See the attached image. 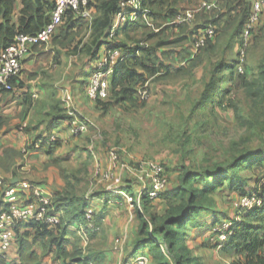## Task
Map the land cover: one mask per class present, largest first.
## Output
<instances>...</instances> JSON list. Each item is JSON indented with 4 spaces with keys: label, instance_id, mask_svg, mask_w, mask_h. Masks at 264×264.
Here are the masks:
<instances>
[{
    "label": "trees",
    "instance_id": "obj_1",
    "mask_svg": "<svg viewBox=\"0 0 264 264\" xmlns=\"http://www.w3.org/2000/svg\"><path fill=\"white\" fill-rule=\"evenodd\" d=\"M121 1L95 0L91 3L96 9V14L87 23L86 29L89 35L86 39L83 37L76 41V37L81 33L79 30L81 24L78 25L77 21L81 18L76 17L72 11H68L59 26L60 29L58 28L59 31L57 30L52 38L54 44L59 47L73 46L71 52L95 60L99 58L100 49L105 45L121 50L122 56L116 62L110 82L108 98H111V101L107 100L108 98H99L95 100L98 106L104 110L119 104L128 107L143 106L145 102H140L139 90L146 87L149 79L174 78L191 74L196 66L202 65L215 51L217 55L219 53L223 57L218 62H214L217 66L204 91L205 102L211 103L213 108L217 107L216 103L223 105L236 86L245 90L246 97V109L233 104L238 123H244L245 132L238 140H232L231 145L220 154L221 157L209 156L208 162L204 165H198L200 162L196 167H182L179 183L172 188L167 185L159 196L168 202L164 214H151L148 211V204L154 200L142 193L143 210L136 208L140 221L139 236L134 241L129 257L138 252L137 254L148 255L150 264H202L189 246L190 231L204 227L203 224L206 222H195L200 214L208 212L217 215L214 210V195L218 191L228 189L232 198L240 200L243 196L251 195L260 199L261 203L242 212L237 211L234 218L224 216V219L219 220L213 217L206 227L214 229L219 236L220 231H217V228L222 222H231L228 230L230 235L221 247H219L220 238L217 239V246L222 253L231 255L230 264H264V57L259 63L258 75L251 76V68L247 64L253 41L264 40L263 28L258 34L260 24L243 61L237 50V44L250 18L252 0H218L216 6L211 9H201L196 13L195 19L197 16L203 22L192 27L189 25L195 19L192 22L177 24L175 23L177 15L193 9L203 1L213 2L212 0H141L143 8L149 10L152 25L140 14L135 21L126 23L115 39L110 41V28L115 15L120 11ZM57 2L58 0H21L22 8L15 20L17 0H0V51L14 42L18 35H34L44 28L51 20ZM82 25L86 26V24ZM209 25L215 27L216 44L212 42V38H207L205 45L196 49V41L201 30ZM155 27L159 30L155 31ZM121 33L124 39L119 40ZM129 41L132 43L130 44ZM36 46L41 45H35L33 49ZM221 46L223 53L217 50ZM235 46L236 57L232 59L229 69L232 76H235V71L240 74L235 77L232 86L229 84L228 87L220 90L221 99L215 100L218 89L216 74L224 64V55ZM182 60L186 62L179 66L165 62L178 63ZM241 64H243V72L239 70ZM14 84L16 87V83ZM247 104L249 110L245 113ZM50 117L54 121L66 119L65 108H58L55 114H50ZM5 124L6 120L0 116V128ZM59 143V140L49 143L48 137H45L42 145L53 158ZM27 148L33 146L28 144ZM20 154L15 149H7L4 152L6 157ZM3 157L2 155L0 157L1 163ZM54 161L56 162V159ZM258 171L260 173L253 176V183H249L252 176L248 173ZM128 190L134 191L129 188ZM94 195L99 198L103 195L107 203L110 196L115 199L120 197L108 191L102 194L97 192ZM53 200L64 210V217L59 225L51 227L42 222H28L22 223L17 229L16 240L19 242L20 264H41L40 255L34 249L36 242H41L47 252H55L57 249L55 253L62 255L64 264H90V257H84L81 249H69L65 238L73 214L83 215L78 221L85 219L84 208L73 205V208L66 209L69 215L66 219L62 201L66 203L69 200L67 192L62 194V191H59ZM145 248L147 251L139 252L140 249Z\"/></svg>",
    "mask_w": 264,
    "mask_h": 264
},
{
    "label": "rangeland",
    "instance_id": "obj_2",
    "mask_svg": "<svg viewBox=\"0 0 264 264\" xmlns=\"http://www.w3.org/2000/svg\"><path fill=\"white\" fill-rule=\"evenodd\" d=\"M212 1L216 2L218 0ZM202 3L194 8L200 7ZM95 14L96 10L93 11V16ZM89 21L81 19L77 21L78 25L81 24L79 26L81 33L76 37V41L83 37L86 39V36L89 35V31L86 29ZM199 22L203 21L196 16L195 21L189 27ZM82 24H86V26L83 27ZM149 24L152 25L151 19ZM262 28L264 29V19L260 23L258 34ZM158 30L159 28L155 27V31ZM118 38L122 40L124 39V35L121 33ZM53 41L51 40L50 45L44 48L48 49V51L44 54L43 59L41 58V63L33 70L41 68L42 76L43 74H50L54 78L53 93L55 94V100H58V98L62 100L63 95L69 92L72 94L74 105L76 106V95L73 93V87H70L69 84L71 85V79H74L73 82L78 85L77 80L80 78L75 73V67L77 68L82 63H85L86 57L84 58L82 54L71 52L70 50L73 46L71 48L59 47ZM212 42L216 44L215 37L212 38ZM179 48L181 49V47ZM217 50L221 53L222 46ZM222 57L223 55L221 56L219 53L217 55L215 51L212 56L206 58V61L202 65L196 66L191 74L174 78L161 77L149 79L146 83V88L149 90V98L144 99L139 95L140 102H145L143 106L128 107L127 105L119 104L113 105L107 110L100 107L99 111L94 113L81 110L76 106L94 124H91L92 126L87 133L74 135L79 138L76 146L81 145L82 150L88 148L86 151L91 160L88 157L84 158V156L82 158L78 157L80 154L78 155L77 152L76 155L70 154L69 149L64 153V155L70 157L67 161L55 162L54 159L58 156L55 152L53 158L50 156L51 161H49L48 165L60 167L64 177L69 181L67 187H60L62 194L67 192L69 199L75 195L89 201L92 197H96L94 194L97 192H105L109 182L104 181V179L101 180V176L97 171L105 174L110 169V165H112V151H115L119 155V158L130 164L133 162V164L137 165V162L146 159L160 162L163 167V174L167 179V185L170 188L179 183L180 172L183 171V166L196 167L200 162L198 165L206 164L209 156L215 155L216 157L217 155V158L221 157L220 154H223L224 150L231 145L232 140H238L245 132L244 123H238L237 113L234 110L233 104L246 109L245 90L238 86L230 92L228 99L223 105L216 103L217 107L213 108L211 103L205 102L206 96H204V91L212 77L215 66H217V63L214 64V62H218ZM224 57V64L221 65L220 70L216 74L218 89L215 94V100L221 99L222 91L220 92V90L226 88V86L228 87L229 84L232 86L235 83V77L240 74V72L237 73L235 71V76H232L229 69L232 59L236 57L234 49L227 52ZM263 57L264 40L253 41L247 61V64L251 68V76L258 75L259 63ZM165 62L179 66L186 61L182 60L178 63ZM25 68L26 63H24L23 70ZM84 93L87 96L86 90H84ZM107 100L111 101V98ZM248 110L249 104H247L245 113ZM31 136L30 140L27 141L28 143L24 146L26 152L28 144L33 146L31 148L33 150L42 149L43 145H41V148H36V144L42 138H35V135ZM90 147L92 149H89ZM7 149L5 148L4 152ZM44 151L46 150L44 149ZM20 153V155H24L23 152ZM74 164H77V166ZM20 169L27 171L35 177H42L44 172L45 174H51L50 169L46 168L45 165H40V169H38V166H30L27 169L25 165H21ZM259 173V171L248 173L249 176H252L249 179V183H253V176ZM27 181L32 182L30 180ZM46 183L48 184V182H40V184L44 185ZM130 183L137 184L135 181H130ZM214 197V210L217 215L204 212L197 217L195 222L202 223L209 219L212 221L213 217L222 220L228 212L231 214L230 218L236 216L237 211H239L237 207L239 200L237 199L235 202L228 189L216 192ZM99 202L102 201H93L92 199L88 208L95 210V206ZM128 202L123 203L126 206L127 215L123 219L118 220V222L121 220L124 223L121 225V227H124L122 233H111L112 230L109 231V227L105 228L106 225L110 226L109 217L106 213L102 214L101 211L95 210L96 216L100 218L95 223V231H92V235H89L88 245L84 246L80 234L76 232L77 230H71L69 248L71 250L81 249L84 257H90V264H124L127 256L131 254L135 239L139 236L140 224L136 210L134 220H131L129 217V210L134 211V206H131ZM62 203L65 207V218L67 219L69 215L67 214L65 202L62 201ZM167 206L168 202L165 198H158L148 204V211L151 214L162 215L165 213ZM148 216L150 217V213H148ZM81 221H76L75 226ZM224 223L222 222L221 225L223 226ZM134 225L137 229H134ZM206 230L202 234L199 233L200 230L197 231L198 237L196 239L191 237L188 239L192 253L199 258L202 264H230L231 255L225 252L222 253L221 249L217 246V239L219 237L217 232L214 229L211 230L210 227ZM5 258H1L0 264L4 260H8Z\"/></svg>",
    "mask_w": 264,
    "mask_h": 264
},
{
    "label": "built area",
    "instance_id": "obj_3",
    "mask_svg": "<svg viewBox=\"0 0 264 264\" xmlns=\"http://www.w3.org/2000/svg\"><path fill=\"white\" fill-rule=\"evenodd\" d=\"M95 0H58L55 9L52 12L50 22L42 28L37 34H20L14 42L0 51V94L12 92L15 87V80L23 72L25 59L33 50L35 45H44L50 43L59 26L63 23L64 17L68 11H72L76 17L91 20L93 18L94 5L91 3ZM216 6V2L203 1L202 5L197 8L188 9L180 12L175 23L182 24L192 22L195 15L201 9L209 10ZM142 14L145 19L150 21L149 10L144 9L141 0H122L120 2V11L117 12L110 28L109 40L112 41L117 36L126 23L135 21ZM264 17V0H252V9L249 21L237 44L238 54L241 60L247 56L254 33ZM201 34L196 41V49L205 45L207 38L215 36V27L209 25L202 29ZM121 50L117 47H107L95 60L93 69L85 83L87 96L91 100L99 98L106 99L110 96V82L114 73L117 60L122 56ZM239 70L243 72V64ZM141 98H149V90L142 87L139 90ZM62 101L67 113V123L74 135H82L89 131L93 122L84 115L75 105L71 93H66ZM92 124V125H91ZM27 122L23 126H27ZM49 143L58 140L57 135L52 133L47 136ZM44 138L38 141L36 148H41ZM24 152L26 150L24 149ZM110 169L104 174L99 173L101 180L109 182L106 191L129 200V204L134 206V211L129 210L131 220L135 218V210H143L142 193H145L150 199L159 198L167 186V179L163 174L162 164L156 160H141L136 164H130L119 158L115 151L111 152ZM135 181L137 186L133 192L129 191L127 184ZM0 192L3 193L4 205L0 208V258L6 257L7 252L14 240L17 239L18 228L22 223L42 222L51 227L61 223L64 217V210L59 207L53 200L54 194L39 182H29L22 180L18 184H13L0 177ZM137 193V194H136ZM27 196L26 201H20V195ZM111 197V196H110ZM109 197L108 203H115L114 197ZM104 199V198H103ZM261 203L257 197L246 195L240 198L237 207L239 212L252 208ZM135 213V214H134ZM83 221L78 222L76 227L82 238L84 246L89 243V235L95 231V223L98 221L96 211L92 208L85 210ZM231 222H225L219 226L220 244L219 247L228 239ZM124 264H150V258L145 253L138 254L133 260Z\"/></svg>",
    "mask_w": 264,
    "mask_h": 264
},
{
    "label": "crops",
    "instance_id": "obj_4",
    "mask_svg": "<svg viewBox=\"0 0 264 264\" xmlns=\"http://www.w3.org/2000/svg\"><path fill=\"white\" fill-rule=\"evenodd\" d=\"M21 8V0H17L16 12L14 16L15 20H17L18 18ZM49 45L50 44L46 45V47L45 45L36 46L32 50L31 54H29L25 59L24 63H26V68L23 70L20 77L15 80L16 89H14V91L12 92L0 94V116H2L6 120V124L2 128H0V157L1 155L2 157L4 156L2 160L3 162H0V177L4 178L5 180H9L13 184H18L24 179L39 183L42 181L48 182L49 185L47 183L45 185L55 196L61 188H65L68 186L69 181L64 177L60 167L56 165H48L49 161H51V158L50 155L46 151H44V149L33 150L31 148H28L27 152H24V146L28 143L27 141L30 140V137H32L31 135H35V138H45L52 133H55L57 135V138L60 142V145L55 149V153L58 155L56 157V162L58 161V163L69 160L70 157L68 155H64V153L68 149L70 154L76 155L78 153V155L80 154L78 157L82 158L84 156V158L88 157L90 160L91 158L86 151V149L88 148H84L83 150L85 151H83L81 149V145L76 146V142L79 138L75 137L72 133L70 126L67 123V118L54 121L50 117V114H55L58 108H65L64 104L59 98L58 100H55L54 98V78H52L50 74H43L42 76L41 68H38L35 71L33 70L34 68H37V66L41 63V58L43 59L44 54L46 53V51H48V49L44 48H47ZM106 47L107 45L103 46L100 49V54ZM234 51L236 54V46L234 48ZM83 57H86V62L82 63L77 68L75 67V73L80 78L77 80L78 85L73 82L74 79H71L72 84H69V86L73 87V93L76 95V106L81 110L94 113L96 111H99L100 106H98V104L94 100L89 99V97L85 95L84 86L87 79L89 78L90 72L93 69L95 59H91L88 56ZM57 96L59 97L58 94ZM25 122H27V126H23ZM5 148L15 149L19 152H23L24 155L6 157V155H4ZM89 149L92 148L90 147ZM24 159L26 162L24 161ZM77 164L74 165L77 166ZM21 165H25L27 169L30 166H38V169H40V165H45L46 168L50 169L51 174H45L44 172V175L42 177H35L27 171L21 170ZM128 185L129 186L127 187L129 189H135L137 187L131 183H128ZM102 193L103 192H99V194ZM26 198L27 196L23 194L20 195V201H26ZM92 199L93 201H102L99 202V204H96L95 210L101 211L102 214L106 213L109 217L110 226L106 225L105 228L109 227V231L112 230L111 233H122L124 231V227H121V225L124 223L121 220L120 222H118V220L123 219L125 215H127L126 206L123 205V203L126 202L124 198L118 197L115 203L108 204L106 202V199H103V195L100 198L98 196L97 198L92 197L91 199H89V201L82 197L79 198L78 196L73 195L72 198L66 201L65 206L67 207L66 209H71L70 207L74 205L78 208H84V210H86L88 209V206H90ZM233 199L236 202L237 198L234 197ZM2 205H4V197L3 193L0 192V208L2 207ZM230 215L231 214L229 212L226 213V216L231 217ZM82 216V214H73V218L68 225V230L65 234L68 247H70L69 243H71V230H77L76 232L79 233L77 227L75 226V222L82 219ZM209 222L210 219L203 224L204 227H197L195 229H192L190 231L191 236H189L196 239L198 237L196 234L198 233L197 231L200 230L199 233L201 234L205 233L207 231L206 229H208L206 226ZM134 229H137L135 225ZM18 244V240H14L12 242L5 258L8 260H4L1 264H20L21 257ZM34 249L40 255L41 264H64V258L62 257V255H60L59 253H55L57 252V249H55V252H47L41 242L34 243ZM141 251L147 250L145 248L139 250V252ZM137 253L138 252H135V254L130 257L127 256L128 258L126 260L131 261L132 258L137 255Z\"/></svg>",
    "mask_w": 264,
    "mask_h": 264
}]
</instances>
